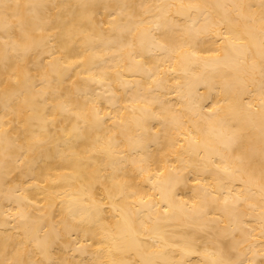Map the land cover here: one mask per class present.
Returning <instances> with one entry per match:
<instances>
[{
	"label": "bare ground",
	"instance_id": "obj_1",
	"mask_svg": "<svg viewBox=\"0 0 264 264\" xmlns=\"http://www.w3.org/2000/svg\"><path fill=\"white\" fill-rule=\"evenodd\" d=\"M0 264H264V0H0Z\"/></svg>",
	"mask_w": 264,
	"mask_h": 264
}]
</instances>
